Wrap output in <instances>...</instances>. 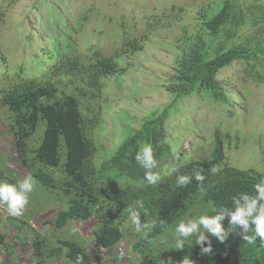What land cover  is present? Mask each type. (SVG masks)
<instances>
[{"label": "trees", "instance_id": "1", "mask_svg": "<svg viewBox=\"0 0 264 264\" xmlns=\"http://www.w3.org/2000/svg\"><path fill=\"white\" fill-rule=\"evenodd\" d=\"M255 5L251 3L245 8L235 0H225L216 10H199L195 32L184 27L177 41L179 55L167 85L173 101L153 111L141 129L128 136L110 159L100 163L95 159L98 151L95 132L100 124L95 104H102V78L118 77L126 71L127 66L121 63L124 54L136 53L144 42L151 41L159 28L155 15L147 19L144 35L121 34L119 47L113 53L92 43L84 52L74 55L66 56V49H59L53 53L56 62L49 72L36 78H9L0 86V108H7L8 114L11 113L6 120L16 137L19 156L44 187L62 189L69 197L67 208L57 211L48 223L61 230L72 220L95 218L96 245L113 250L125 239L122 226L130 219V211H137L142 226L149 225L147 235L134 234L132 225L127 228L137 238L133 250L145 255L153 246H158L162 233L174 227L198 197L211 204L205 214L212 216L223 207L232 208L233 199L239 198V193L255 195V185L261 175L257 173L258 178L254 179L236 168L232 156L224 152L220 130H215L216 145L208 156L203 153L195 156L191 150L177 152L178 142L169 143L167 135L171 113L186 98L196 96L201 103L219 101L232 111L233 104L218 76L233 62L264 51V37H260L264 32V18L255 17L251 11ZM180 13L172 12L171 18H177ZM253 25L255 30L249 27ZM245 28L252 32L241 33ZM110 32L118 33L114 29ZM41 121H45V132L34 157H30V141ZM145 144L151 145L156 160L152 169L144 168L135 160L136 153ZM213 166L218 169L215 173L210 170ZM56 169H60L61 175ZM200 170L205 176L202 184L195 179ZM148 171L160 176L156 185L145 180ZM181 175L191 178L187 186L178 185L177 177ZM229 219V214H225L221 221L227 233L224 242L213 235L206 236L203 247H208L210 241V254H202L201 245L194 240L173 264L185 256L194 264H264V241L256 237L253 243H247L241 238L242 229L230 226ZM252 227L249 236H255ZM28 233L36 258L43 264L63 254L74 264L77 256L83 257V264L94 260L75 240L59 238L52 245L39 232L28 230ZM158 253L163 259L167 251L159 247ZM159 258H155L156 263ZM140 264L150 262L143 260Z\"/></svg>", "mask_w": 264, "mask_h": 264}, {"label": "rangeland", "instance_id": "2", "mask_svg": "<svg viewBox=\"0 0 264 264\" xmlns=\"http://www.w3.org/2000/svg\"><path fill=\"white\" fill-rule=\"evenodd\" d=\"M224 1L0 0V86L9 78H36L49 72L56 62L53 53L59 49H66V56L74 55L84 52L92 43L97 48L103 47L106 52L113 53L119 47L121 34L130 37H140L142 33L144 35L147 19L155 15L159 28L153 33L151 41L144 42L142 49L136 53L124 54L121 63L127 66L126 71L118 77L102 78V104H95L100 114V124L95 132L98 148L95 159L96 163H100L110 159L128 136L141 129L153 111L163 109L173 101L167 85L179 55L176 49L182 28L188 27L195 32L199 10H216ZM235 1L245 8L251 3L256 4L251 11L255 17L264 18V0ZM178 11L180 15L171 18V13ZM249 27L251 30L256 29L254 25ZM113 29L119 35L110 32ZM243 31L246 34L252 32L249 28L241 30V33ZM260 37H264L263 31ZM218 78L233 104L232 111L219 101L201 103L196 96L186 98L171 113L167 126V135L170 137L168 142H178L177 152L191 150L195 156L201 153L208 156L216 145L215 130H220L224 152L232 156L236 168L254 179L258 178L257 173L264 177V51L226 66ZM65 79L69 81L68 78L62 80ZM1 109L0 180L18 185L24 177L32 174L19 156L16 137L9 126L8 129L5 125L6 117L11 113L8 114L7 108L3 111ZM45 128V121H41L30 141V157H34L35 148L41 144ZM56 171L61 175L60 169ZM33 178V190L27 194L28 203L20 216L21 222L34 220L33 223L29 222L33 226L22 223L20 229L26 230L24 236L28 242L32 241L28 230L39 232L52 245L57 244L59 238L75 240L88 254L94 257L99 254L93 264H140L143 260L155 264V258L159 256L156 264H173L199 234L198 229L196 234L187 239L180 237L184 247L177 250V224L181 220L187 222L205 215L211 208V204H206L198 197L179 222L162 233L157 241L158 246H153L152 251L145 255L133 250L137 238L127 228L132 225L129 219L122 226L125 239L120 248L126 251L125 255H116V250L107 254L108 251L96 245L94 230L98 223L95 218L88 221L72 220L68 227L61 230H56L47 222L57 211L67 208L69 197L62 189H47ZM2 210L0 205V219L4 215ZM23 217H29V220ZM10 218L16 217L10 215L6 220ZM132 226L134 234L144 233L136 232ZM204 235L211 234L204 230ZM159 247L167 251L164 257L169 260L168 263L165 258L161 259ZM34 258L43 264L37 260L36 255ZM60 258L66 264H74L65 254L54 263L58 264Z\"/></svg>", "mask_w": 264, "mask_h": 264}, {"label": "clouds", "instance_id": "3", "mask_svg": "<svg viewBox=\"0 0 264 264\" xmlns=\"http://www.w3.org/2000/svg\"><path fill=\"white\" fill-rule=\"evenodd\" d=\"M5 125L8 128L7 123ZM135 160L139 161L144 168L152 169L156 165V160L154 159L151 145L145 144L140 151L136 153ZM210 170L215 173L218 169L213 166ZM172 171H176V169L173 168ZM190 179L191 178L187 175H181L177 177V183L179 186H187L190 183ZM195 179L201 184L203 183L205 176L203 175L202 170L196 172ZM145 180L150 185H156L160 180V176L148 171L145 173ZM33 187L34 178L31 175L24 177L18 185H12L7 181L0 180V205L2 206V209H4L2 210V213H8L9 217L10 215L16 218L21 216L28 203L27 194L32 192ZM238 196L239 198L233 199L232 208H234V210L229 207H223L216 215H200L198 218L187 220V222L181 220L175 229L177 233L175 248L179 250L184 247V241H182L180 237L187 239L188 237L193 236V234H196L199 229V234L196 235L195 241L197 244L201 245L202 254H210L211 242L209 241L208 247H203L204 241L208 239V237L204 235V230L217 237L219 242H224L227 233L222 227L221 221L224 220L225 214H229L230 216V226H239L242 229L243 235L241 238L247 243H253L256 237H259L261 241H264V177H261L259 182L255 185V195L239 193ZM5 205L7 210L5 209ZM129 214L131 223L134 225L136 232H144L145 235H147L145 230L148 226L141 225L139 213L137 211H130ZM252 226H254L255 236L248 235L250 229L253 228ZM201 228L203 231H201ZM120 244L113 250H116V255L124 256L126 251L120 248ZM99 248L108 251L107 254L110 251L113 252V250H110L109 248L100 246ZM98 255L99 254H97L96 257ZM96 257L93 256L94 260L91 264L97 261ZM76 264H83L82 256H77ZM178 264H194V261L190 260L188 256H185L178 262Z\"/></svg>", "mask_w": 264, "mask_h": 264}, {"label": "crops", "instance_id": "4", "mask_svg": "<svg viewBox=\"0 0 264 264\" xmlns=\"http://www.w3.org/2000/svg\"><path fill=\"white\" fill-rule=\"evenodd\" d=\"M3 216L0 219V264H40L36 261L35 251L33 248V242H26L24 245L14 244L11 242L12 237L16 234H24V230L22 229V223H26L27 225H32L33 219L29 220V217H23L28 219V221L21 222L20 216L17 218H9V214L3 212ZM33 226V225H32ZM27 233V232H26ZM34 258L32 260L31 258ZM60 262L58 264H66V261L63 258L59 259ZM55 260H51L50 264H55Z\"/></svg>", "mask_w": 264, "mask_h": 264}, {"label": "built area", "instance_id": "5", "mask_svg": "<svg viewBox=\"0 0 264 264\" xmlns=\"http://www.w3.org/2000/svg\"><path fill=\"white\" fill-rule=\"evenodd\" d=\"M25 240H28L24 234H16L12 237V240L11 242H13L14 244H21V245H24V243L26 242ZM29 241V240H28ZM27 241V242H28Z\"/></svg>", "mask_w": 264, "mask_h": 264}, {"label": "bare ground", "instance_id": "6", "mask_svg": "<svg viewBox=\"0 0 264 264\" xmlns=\"http://www.w3.org/2000/svg\"><path fill=\"white\" fill-rule=\"evenodd\" d=\"M127 149V148H126ZM125 152V151H124ZM205 163V162H204ZM127 171V170H126ZM224 221V220H223ZM227 221V220H226ZM165 223V222H164ZM234 242V241H233ZM197 249V248H196ZM245 254V253H244ZM191 256V255H190ZM213 259V258H212Z\"/></svg>", "mask_w": 264, "mask_h": 264}]
</instances>
